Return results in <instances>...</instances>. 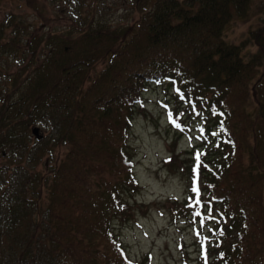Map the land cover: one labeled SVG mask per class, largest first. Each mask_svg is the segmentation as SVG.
I'll return each mask as SVG.
<instances>
[{"label":"trees","instance_id":"16d2710c","mask_svg":"<svg viewBox=\"0 0 264 264\" xmlns=\"http://www.w3.org/2000/svg\"><path fill=\"white\" fill-rule=\"evenodd\" d=\"M251 2L143 0L134 26L88 23L52 33L42 59V39L22 43L2 28L0 60L11 54L24 69L5 85L0 77V264H149L129 257L113 222L129 214L140 188L129 139L137 107L156 84L183 93L205 116V149L190 151L179 170L191 189L183 209L215 225L202 264H264V20L240 45L225 38ZM250 46L257 51L247 53ZM39 122L64 151L44 211L46 178L28 176L20 162L55 156L42 142L29 144Z\"/></svg>","mask_w":264,"mask_h":264},{"label":"rangeland","instance_id":"374dc122","mask_svg":"<svg viewBox=\"0 0 264 264\" xmlns=\"http://www.w3.org/2000/svg\"><path fill=\"white\" fill-rule=\"evenodd\" d=\"M144 10L143 0H39L36 10L28 5L27 0H1L0 34L4 28V38L21 37L22 43H30L34 36L39 37L43 40L39 52L42 59L47 52L43 47L46 44L44 39L52 33L75 32L88 23L132 27ZM263 20L264 0H252L248 14L235 18L227 27L226 40L240 45ZM25 50L28 67L31 56L29 49ZM256 51V47L246 49L247 53ZM106 64L99 63L90 80L96 78ZM23 69L11 54L3 57L0 60L1 85ZM263 76L264 67L259 79ZM190 104L192 101L186 100L183 93L179 94L166 84H156L147 88L137 107L129 144L140 188L130 200L129 214L113 222L116 235L136 263L202 264V253L213 239L215 225L207 220L208 225L202 226L201 219L195 215L197 210L188 212L183 209V202L191 189L188 175L179 170L182 162L191 161L190 151L205 149V139L200 131L206 126L205 116ZM33 128H38L39 134H31L30 146L34 149L36 142H42V146L55 153L53 158L44 157L35 166L26 157L20 161L28 176L33 172L46 178L40 188L44 211L49 202L51 171L62 162L64 151H56L53 147L51 138L55 135L49 127L39 122ZM7 162L12 165L9 160L4 164Z\"/></svg>","mask_w":264,"mask_h":264},{"label":"snow or ice","instance_id":"6c2138e0","mask_svg":"<svg viewBox=\"0 0 264 264\" xmlns=\"http://www.w3.org/2000/svg\"><path fill=\"white\" fill-rule=\"evenodd\" d=\"M177 127H179V125H177ZM200 155H201L200 153H197V154H196V159H197L198 161L200 160ZM199 168H200V165L197 164V166H196V175H197V179H198V177H199ZM192 191L196 194V197H197L195 203H196L197 205H199V204L201 203L200 200H199V196H200V188H199V186H195V187H193ZM210 211H211V209L209 208V212H210ZM196 215L199 216L200 213L197 212Z\"/></svg>","mask_w":264,"mask_h":264},{"label":"water","instance_id":"95a60500","mask_svg":"<svg viewBox=\"0 0 264 264\" xmlns=\"http://www.w3.org/2000/svg\"><path fill=\"white\" fill-rule=\"evenodd\" d=\"M33 134L36 135V136H38V134H39V129L36 128V129L33 131ZM38 139H40V137H39Z\"/></svg>","mask_w":264,"mask_h":264}]
</instances>
